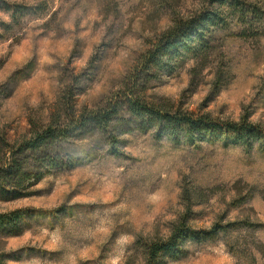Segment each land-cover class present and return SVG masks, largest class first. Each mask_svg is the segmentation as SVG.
<instances>
[{
  "label": "rangeland",
  "instance_id": "rangeland-1",
  "mask_svg": "<svg viewBox=\"0 0 264 264\" xmlns=\"http://www.w3.org/2000/svg\"><path fill=\"white\" fill-rule=\"evenodd\" d=\"M205 1L4 0L0 131L18 142L100 110L141 54ZM243 2L256 16L226 15L207 58L178 61L149 84V100L264 125V0ZM63 135L46 156L30 154L36 176L22 193L0 192V213L22 211L12 232L0 228V264H143V243L179 224L216 232L188 239L166 264H264L263 141L174 140L124 110L105 130Z\"/></svg>",
  "mask_w": 264,
  "mask_h": 264
},
{
  "label": "trees",
  "instance_id": "trees-1",
  "mask_svg": "<svg viewBox=\"0 0 264 264\" xmlns=\"http://www.w3.org/2000/svg\"><path fill=\"white\" fill-rule=\"evenodd\" d=\"M1 4L9 6L3 3ZM207 7L191 16L177 19L139 57L135 69L125 77L122 86L113 98L100 110L88 113L66 115L72 119L67 127L58 121H51L40 128L32 129L28 137L10 143L0 131V192L16 196L22 193L23 185L36 175L27 161L30 154L44 157L48 141L63 138L67 128L71 131L86 128L92 124L105 130L112 119L124 110L131 118L145 128H153L158 136L164 135L174 140L224 139L251 145L254 141L264 142V125L252 123L247 118L241 121H216L209 114L195 115L170 103H157L149 100L145 93L150 83L168 74L184 61L186 56L205 60L209 54V37L214 27H223L226 15H234L237 20L248 23L257 11L243 0H206ZM205 3V4H206ZM13 7V6H12ZM227 7V11L223 10ZM60 115L58 116L59 120ZM22 211L12 210L0 213V228L12 232L18 225ZM215 226L208 230L193 229L185 224L173 227L165 238L145 241L142 245L143 264H166L168 259L176 260L184 255L183 248L188 239L201 240L216 231ZM9 234V233H8ZM10 235V234H9Z\"/></svg>",
  "mask_w": 264,
  "mask_h": 264
}]
</instances>
